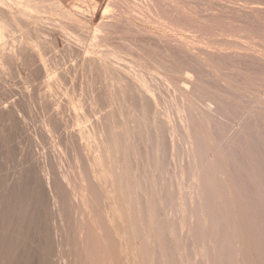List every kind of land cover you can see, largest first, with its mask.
<instances>
[{
  "label": "rangeland",
  "instance_id": "obj_1",
  "mask_svg": "<svg viewBox=\"0 0 264 264\" xmlns=\"http://www.w3.org/2000/svg\"><path fill=\"white\" fill-rule=\"evenodd\" d=\"M2 1L9 11L0 12V264H264V0H75L70 6L58 0ZM24 4L34 9L28 13ZM65 36L75 48H67ZM96 60L118 69L126 63L129 69L123 64L121 72L125 67L122 73L141 75L135 82L145 83L148 95L112 77L108 65ZM43 93L54 99L51 109ZM56 105L62 118L52 112Z\"/></svg>",
  "mask_w": 264,
  "mask_h": 264
},
{
  "label": "bare ground",
  "instance_id": "obj_2",
  "mask_svg": "<svg viewBox=\"0 0 264 264\" xmlns=\"http://www.w3.org/2000/svg\"><path fill=\"white\" fill-rule=\"evenodd\" d=\"M0 1H2V0H0ZM13 1H14V0H13ZM13 1H12V2H13ZM29 1H30V0H29ZM31 1H32V0H31ZM2 2H3V1H2ZM2 2H1V3H2ZM172 2H173V1H172ZM7 3H8V2H7ZM7 3H5V5H7ZM16 3H17V2H16ZM21 3H22V2H21ZM31 3H32V2H31ZM132 3H133V2H132ZM162 3H163V2H162ZM133 4H134V3H133ZM173 4H174V3H173ZM0 5H4V4H0ZM5 5H4V6H5ZM17 5H18V4H17ZM24 5H25V6H24ZM24 5H20V6H22L21 9L24 10V11H27V12H28V11H30L29 9H34V8H30V6H29V7L26 6V4H24ZM32 5H33V4H32ZM51 5H52V4H51ZM108 5H110V3H109ZM126 5H127V4H126ZM163 5H164V4H163ZM189 5H190V4H189ZM129 6H130V5H129ZM134 6H135V5H134ZM148 6H149V8H151L150 5H148ZM151 6H152V5H151ZM164 6H165V5H164ZM18 7H19V6H18ZM33 7H34V6H33ZM35 7H36V6H35ZM37 7H38V6H37ZM143 7H144V6H143ZM145 7H146V6H145ZM175 7H176V6H175ZM175 7H174V8H175ZM55 8H56V7H55ZM125 8H126V7H125ZM134 8H135V7H134ZM134 8H133V9H134ZM139 8H141V7H139ZM155 8H156V7H155ZM176 8H177V7H176ZM11 9H12V8H11ZM135 9H136V8H135ZM151 9H152V8H151ZM151 9H150V11H151ZM200 9H201V8H200ZM210 9H211V8H210ZM1 10H2V11H1ZM4 10H5V11H4ZM41 10H42V9H41ZM41 10H39V11H41ZM45 10H46V9H45ZM53 10H54V9H53ZM153 10H154V9H153ZM156 10H157V9H156ZM156 10H155V11H156ZM160 10H162V9H160ZM167 10H168V9H167ZM3 11L6 13V11H9V10H8L7 7H2V6H0V12H3ZM11 11H12V10H11ZM24 11H23V12H24ZM35 11H36V10H35ZM37 11H38V10H37ZM104 11H105V10H104ZM134 11H135V10H134ZM142 11H143V10H142ZM155 11H154V12H155ZM157 11H158V10H157ZM173 11H174V10H173ZM173 11H172V12H173ZM221 11H222V10H221ZM12 12H13V11H12ZM30 12H31V11H30ZM30 12H28V13H30ZM102 12H103V11H102ZM127 12H128V11H127ZM139 12H140V11H139ZM174 12H175V11H174ZM196 12H197V11H196ZM218 12H219V10H218ZM5 13H4V14H5ZM106 13H107V12H106ZM167 13H168V14H166L167 16L171 15V14H169V10L167 11ZM170 13H171V12H170ZM181 13H182V12H181ZM210 13H211V12H210ZM8 14H9V13H8ZM26 14H27V13H26ZM101 14H102V13H101ZM107 14H109V13H107ZM142 14H143V13H142ZM163 14H164V13H163ZM163 14H162V15H163ZM185 14H186V13H185ZM212 14H213V13H212ZM9 15H10V14H9ZM17 15H18V14H17ZM102 15H105V14H102ZM110 15H111V14H110ZM140 15H141V14H140ZM144 15H145V14H144ZM146 15H147V13H146ZM178 15H179V14H178ZM178 15L176 14V16H178ZM3 16H4V15H3ZM6 16H7V15H6ZM107 16H108V15H107ZM132 16H133V14H132ZM158 16H159V15H158ZM172 16H173V15H172ZM4 17H5V16H4ZM7 17H8V16H7ZM11 17H12V16H11ZM20 17H22V16L20 15ZM111 17H112V16H111ZM162 17H163V16H162ZM162 17H160V18L162 19ZM169 17H170V16H169ZM199 17H200V16H199ZM14 18H15V17H14ZM25 18H26V17H25ZM27 18H28V17H27ZM27 18L25 19V22H30ZM163 18H164V17H163ZM174 18H175V17H174ZM202 18H203V17H202ZM0 19H1V18H0ZM169 19H170V18H169ZM171 19H172V22H173V21H174L173 17H171ZM175 19H176V18H175ZM9 20H11V19H9ZM21 20H22V18H21ZM21 20H20V21H21ZM23 20H24V17H23ZM33 20H34V19H33ZM139 20H143V19H140V18H139ZM144 20H145V19H144ZM11 21H12V20H11ZM35 21H37V20H35ZM158 21H159V20H158ZM178 21H179V20H178ZM206 21H207V18H206ZM2 22H3V21H2ZM18 22H19V21H18ZM33 22H34V21H33ZM148 22H149V21H148ZM155 22H157V21H155ZM169 22H170V20H169ZM172 22H171V23H172ZM8 23H9V22H8ZM34 23H35V22H34ZM37 23H39V22H37ZM106 23H107V21H106ZM166 23H168V22L166 21ZM171 23H170V26H172L173 24L175 25V23H176V25H178L179 22L172 23V25H171ZM4 24H5V23H4ZM35 24H36V23H35ZM108 24H109V23H108ZM145 24H146V23H145ZM148 24H151V23H148ZM152 24H153V23H152ZM18 25H19V24H18ZM22 25H23V24H22ZM181 25H182V24H181ZM183 25H184V24H183ZM7 26H8V25H7ZM23 26H24V25H23ZM23 26H22V27H23ZM32 26H33V25H32ZM156 26H157V25H156ZM24 27H25V26H24ZM41 27H42V26H41ZM95 27H97V26H95ZM100 27H101V25H100ZM157 27H158V26H157ZM165 27H166V26H165ZM176 27H177V26H176ZM186 27H187V26H186ZM12 28H13V27H12ZM12 28H11V29H12ZM14 28H15V26H14ZM113 28H114V27H113ZM16 29H17V28H16ZM31 29H32V28H31ZM31 29H30V30H31ZM102 29H103V28H101V30H102ZM115 29H116V28H115ZM171 29H172V28H171ZM0 30H1V29H0ZM22 30H23V29H22ZM39 30H40V29H39ZM104 30H105V28H104ZM104 30H103V31H104ZM117 30H118V29H117ZM172 30H174V29H172ZM175 30H176V29H175ZM199 30H200V29H199ZM5 31H6V30H5ZM43 31H44V30H43ZM190 31H191V30H190ZM27 32H28V30L26 31V33H27ZM38 32H39V31H38ZM109 32H111V31H109ZM137 32H138V31H137ZM188 32H189V31H188ZM193 32H194V31H193ZM4 33H5V32H4ZM19 33H20V32H19ZM7 34H8V33H7ZM24 34H25V32H23V36H24ZM61 34H63V33H61ZM1 35H2V34H1ZM5 35H6V34H5ZM39 36H40V35H39ZM47 36H49V35H47ZM21 37H22V36H21ZM27 37H28V36H27ZM62 37H63V36H62ZM97 37L99 38V35H98ZM106 37H107V36H106ZM3 38H4V37H3ZM31 38H32V37H31ZM65 38H66V36H65ZM102 38H104V37H102ZM9 39H11V38H9ZM3 40H4V39H3ZM29 40H30V39H29ZM105 40H106V39H104V41H105ZM8 41H9V40H8ZM23 41H24V39H23ZM23 41H22V42H23ZM32 41H33V39H32ZM34 41H35V40H34ZM148 41H149V40H148ZM9 42H10V41H9ZM18 42H19V41H18ZM65 42H66V46H67V48H69L70 50H71L70 47L75 48V47H73V45L71 46V43L69 42V40H68L67 38H66V41H65ZM106 42H107V41H106ZM110 42H111V41H110ZM113 42H114V40H113ZM38 43H40V42H38ZM51 43H52V41H51ZM3 44H4V42H3ZM8 44H11V43H8ZM43 44H44V43H43ZM52 44H53V43H52ZM112 44H113V43H112ZM11 45H12V44H11ZM25 45H26V44H25ZM40 45H41V43H40ZM142 45H143V44H142ZM145 45H146V44H145ZM150 45H151V43H150ZM31 46H32V45H31ZM45 46H46V45H45ZM152 46H153V45H152ZM154 46H155V45H154ZM1 47H2V46H1ZM22 47H23V46H22ZM40 47H41V46H40ZM54 47H55V46H54ZM17 48H19V47H17ZM34 48H35V45H34ZM34 48H32V49H34ZM48 48H49V47H48ZM48 48H47V49H48ZM67 48H66V49H67ZM5 49H6V48H5ZM7 49H8V46H7ZM76 49H78V48H76ZM138 49H139V48H138ZM150 49H151V48H150ZM156 49H157V48H156ZM10 50H13V49H10ZM23 50H25V49L23 48ZM23 50H22V51H23ZM42 50H43V49H42ZM48 50L50 51V49H48ZM78 50H80V49H78ZM127 50H128V49H127ZM140 50H142V49H140ZM163 50H164V49H163ZM6 51H7V50H6ZM14 51H15V50H14ZM27 51H28V50H27ZM31 51H32V50H31ZM31 51H30V52H31ZM57 51H59V50H57ZM60 51H61V49H60ZM102 51H103V50H102ZM104 51H106V50H104ZM147 51H148V50H147ZM3 52H4V51H3ZM8 52H9V50H8ZM25 52H26V51H25ZM61 52H62V54H63L64 50H62ZM67 52H68V51H67ZM110 52H111V50L109 51V53H110ZM130 52H131V51H130ZM177 52H179V51H177ZM6 53H7V52H6ZM10 53H11V52H10ZM10 53H9V54H10ZM36 53H38V52H36ZM52 53H53V52H52ZM57 53H59V52H57ZM64 53H65V52H64ZM78 53H80V52H78ZM111 53H112L113 56L118 55V54H115V52H111ZM139 53H140V52H139ZM179 53H180V52H179ZM201 53H202V52H201ZM30 54H31V53H30ZM32 54H33V53H32ZM34 54H35V53H34ZM53 54H54V53H53ZM55 54H56V52H55ZM66 54H67V53H66ZM140 54H141V53H140ZM142 54H143V53H142ZM1 55H2V54H1ZM11 55H13V54H11ZM14 55H15V54H14ZM19 55H21V54H19ZM22 55H23V54H22ZM22 55H21V56H22ZM35 55H37V54H35ZM73 55H74V54H73ZM203 55H204V53H203ZM5 56H6V55H5ZM24 56H25V53H24ZM29 56H30V55H29ZM62 56H64V55H62ZM86 56H87V55H86ZM105 56H106V55H105ZM119 56H120V55H119ZM139 56H140V55H139ZM164 56H165V55H164ZM7 57H8V56H7ZM15 57H16V56H15ZM30 57H31V56H30ZM32 57H34V56L32 55ZM36 57H37V56H36ZM39 57H40V56H39ZM74 57H75V56H74ZM92 57H94V56H92ZM92 57H91V60H93ZM107 57H108V56H107ZM133 57H134V56H133ZM144 57H145V56H144ZM144 57H143L142 59H145ZM147 57H149V55H148ZM171 57H172V56H171ZM10 58H11V56H10ZM12 58H13V57H12ZM19 58H20V57H19ZM23 58H24V57H23ZM60 58H61V57H60ZM68 58H69V57H68ZM122 58H123V57H122ZM154 58H155V57H154ZM0 59H1V58H0ZM13 59H14V58H13ZM29 59H30V58H29ZM32 59H33V58H32ZM35 59H36V58H35ZM87 59H88V58H87ZM94 59H95V58H94ZM119 59H121V58H119ZM175 59H176V58H175ZM22 60H23V59H22ZM30 60H31V59H30ZM38 60H39V59H38ZM42 60H43V59H42ZM102 60H104V59H102ZM110 60H111V59H110ZM122 60H126L125 57H124ZM127 60H129V59L127 58ZM127 60H126V61H127ZM147 60H148V59H147ZM150 60L152 61V63L154 62L152 59H150ZM150 60H149V61H150ZM182 60H183V59H182ZM13 61H14V60H12V64H13ZM31 61H33V60H31ZM34 61H35V60H34ZM46 61H47V60H46ZM61 61H62V60H61ZM77 61H78V60H77ZM85 61L88 62L87 60H85ZM133 61H134V60H133ZM151 61H150V62H151ZM156 61H157V60H156ZM158 61H159V60H158ZM5 62H6V61H5ZM49 62H50V61H49ZM81 62H82V61H81ZM93 62H94V60H93ZM96 62H97L98 64H100V65L102 64V66L105 65V64L103 63V61H101V60H96ZM113 62H114V61H113ZM162 62H163V60H162ZM183 62H184V61H183ZM40 63H41V62H40ZM40 63L37 62L36 64H40ZM72 63H73V62H72ZM88 63H90V62H88ZM115 63H116V62H115ZM122 63H123L124 65L121 64L120 62H119L118 64H119V65L121 64V65L125 66L126 63H124V62H122ZM130 63H131V65L134 64V63H132L131 60H130ZM135 63H136V62H135ZM152 63H151V64H152ZM156 63H157V62H156ZM156 63H155V64H156ZM164 63H165V62H164ZM168 63H169V62H168ZM22 64H23V63H22ZM43 64H44V63H43ZM49 64H50V63H49ZM74 64H75V62H74ZM83 64H84V62H83ZM32 65H33V64H32ZM40 65H41V64H40ZM44 65H45V64H44ZM52 65H53V64H52ZM52 65H51V66H52ZM86 65H87V64H86ZM86 65H85V66H86ZM107 65H108V64H107ZM107 65H105V66H107ZM121 65H120V69H121ZM126 65H127V64H126ZM136 65H137V64H136ZM153 65H154V64H153ZM159 65H160V64H159ZM181 65H182V64H181ZM183 65H185V64H183ZM27 66H28V65H27ZM58 66H59V65H58ZM58 66H57V67H58ZM73 66H74V65H73ZM75 66H76V65H75ZM117 66H118V65H116L115 68H114L112 65H111V66L108 65V66L105 68V70H107V71L109 72V74H110L111 72H114L113 74L111 73V75H112V77H113V75L115 74V75H114V76H115V79H119V80H121V79H125V80L130 81L132 84H134V85H131V86H134V87H135V88L133 87V89H135L136 91L138 90L139 93H143L144 95H148V91H149V90L147 91L148 88L144 85L145 83L139 85L138 83L135 82L136 79L138 80V79L140 78L141 75H137V73H136V74H135V73H131V72L127 71V70H125V73H122V72L124 71L123 69H124L125 67H122V72H121V70L118 69L119 66H118V67H117ZM154 66H155V65H154ZM178 66H179V64H178ZM21 67H22V66H21ZM28 67H29V66H28ZM39 67H40V66H38V69H39ZM42 67H43V70H45V72H46V67H47V66L45 65V66H42ZM79 67H80V66H79ZM81 67H82V66H81ZM93 67H94V66H93ZM98 67H99V66H98ZM98 67H96V68H98ZM116 67H117V68H116ZM127 67H128V65H127ZM132 67H133V66H132ZM132 67H131V68H132ZM136 67H137V66H136ZM159 67H160V66H159ZM175 67H176V66H175ZM180 67H181V66H180ZM33 68H34V67H33ZM53 68H54V67H53ZM91 68H92V67H91ZM94 68H95V67H94ZM99 68H100V67H99ZM99 68H98V70H99ZM164 68H165V67H164ZM167 68H168V67H167ZM190 68H191V67H190ZM36 69H37V68H36ZM40 69H41V68H40ZM47 69L51 70L50 68H47ZM78 69H79V68H78ZM83 69H84V68H83ZM85 69H86V67H85ZM103 69H104V67H103ZM103 69H102V70H103ZM128 69H129V67H128ZM133 69H134V68H133ZM133 69H132V70H133ZM177 69H178V68H177ZM199 69H200V68H199ZM23 70H24V69H23ZM43 70H42V71H43ZM52 70H53V69H52ZM66 70H67V69H66ZM92 70H93V69H92ZM102 70H101V71H102ZM130 70H131V69H130ZM132 70H131V71H132ZM134 70H135V69H134ZM187 70H188V69H187ZM3 71H4V70H3ZM5 71H6V70H5ZM16 71H17V70H16ZM32 71H33V70H32ZM34 71H35V70H34ZM42 71H41V72H42ZM60 71H62V70H60ZM77 71H78V70H77ZM88 71H89V70H88ZM126 71H127V72H126ZM38 72H40V71L38 70ZM71 72H72V71H71ZM80 72H81V71H80ZM116 72H117V73H116ZM134 72H135V71H134ZM199 72H200V71H199ZM16 73H18V72H16ZM42 73H43V72H42ZM42 73H41V74H42ZM52 73H53V72H52ZM62 73H63V72H62ZM76 73H77V72H76ZM118 73H119V74H118ZM183 73H184V72H183ZM190 73H191V72H190ZM194 73H195V72H194ZM197 73H198V71H197ZM35 74H37V73H35ZM39 74H40V73H39ZM43 74H44V73H43ZM45 74H48V73H45ZM49 74H50V73H49ZM54 74H55V72H54ZM80 74H81V73H80ZM102 74H103V73H102ZM61 75H62V74H61ZM66 75H67V74H66ZM81 75H82V74H81ZM196 75H197V74H196ZM20 76H21V75H20ZM25 76H26V75H25ZM43 76H44V75H43ZM57 76H58V74H57ZM104 76H105V78H106V75H104ZM145 76H147V75H145ZM145 76H144V77H145ZM182 76H183V75H182ZM184 76H185V75H184ZM81 77H82V76H81ZM88 77H89V76H88ZM108 77H109V76H108ZM144 77H143V78H144ZM147 77H148V76H147ZM200 77H201V76H200ZM23 78H24V77H23ZM52 78H53V77H52ZM102 78H104V77H102ZM105 78H104V80L106 81ZM185 78H188V77H185ZM190 78H191V77H190ZM198 78H199V77H198ZM56 79H57V78H56ZM60 79L62 80V77H61ZM107 79H108V78H107ZM115 79H112V80H114L113 83H116V82H117V80H115ZM149 79H150V78H149ZM151 79H152V78H151ZM201 79H202V78H201ZM141 80H142V79H141ZM143 80H144V79H143ZM143 80H142V81H143ZM51 81H52V80H51ZM65 81H66V80H65ZM86 81H87V80H86ZM89 81H90V80H89ZM138 81H139V80H138ZM147 81H150V80H147ZM42 82H43V81H42ZM103 82H104V81H103ZM139 82H140V81H139ZM49 83H50V82H49ZM49 83H48V84H49ZM58 83L60 84V82H58ZM87 83H88V82H87ZM92 83H94V82H92ZM100 83H101V82H100ZM113 83H112V84H113ZM121 83H123V82H121ZM202 83H203V82H202ZM51 84H52V83H51ZM59 84H58V86H59ZM95 84H96V83H95ZM116 84H117V83H116ZM146 84H147V83H146ZM184 84H185V83H184ZM91 85H94V84H91ZM97 85H98V84H97ZM97 85H96V87H97ZM105 85H108V84H105ZM123 85H124V84H123ZM127 85H128V83H127ZM208 85H209V84H208ZM45 86H46V85H45ZM47 86H48V85H47ZM55 86H56V85H55ZM102 86H103V83H102ZM118 86H119V85H118ZM121 86H122V85H121ZM124 86H125V85H124ZM48 87H49V86H48ZM59 87H60V86H59ZM80 87H81V86H80ZM93 87H94V86H92V88H93ZM107 87H108V86H107ZM129 87H130V86H129ZM129 87H128L127 89H129ZM184 87H185V86H184ZM61 88H62V86H61ZM86 88H88V86H87ZM92 88H89V89H87V90L89 91V90H91ZM94 88H95V87H94ZM97 88H98V87H97ZM100 88H102V87H100ZM100 88H99V89H100ZM108 88H109V87H108ZM113 88H114V87H113ZM113 88H112V89H113ZM118 88H119V87H118ZM146 88H147V89H146ZM152 88H153V87H151V89H152ZM162 88H163V87H162ZM44 89H45V88H44ZM80 89H81V88H80ZM99 89H98V91H99ZM112 89H111V90H112ZM121 89H122V88H121ZM125 89H126V88H125ZM133 89H132V90H133ZM71 90H72V89H71ZM92 90H93V89H92ZM92 90H91V91H92ZM94 90H96V88H95ZM94 90H93V91H94ZM107 90H108V89H107ZM113 90L116 92V89H113ZM113 90H112V91H113ZM135 90L132 91L133 94L136 93V92L134 93ZM160 90H161V89H160ZM33 91H34V89H33ZM83 91H84V90H83ZM88 91H87V92H88ZM91 91H89V92H91ZM93 91H92V92H93ZM96 91H97V90H96ZM112 91H110V92L112 93ZM129 91H130V90H129ZM151 91H152V90H151ZM15 92H16V91H15ZM29 92H30V91H29ZM47 92H48V91H47ZM61 92H62V89H61ZM72 92H73V91H72ZM72 92H71V93H72ZM92 92H91L90 94H92ZM94 92H95V91H94ZM94 92H93V94H94ZM101 92H102V90H101ZM117 92H118V91H117ZM120 92H122V91H120ZM171 92H172V91H171ZM25 93H26V92H25ZM55 93H56V92H55ZM62 93H63V92H62ZM66 93H67V91H66ZM68 93H69V92H68ZM81 93H82V91H81ZM95 93H97V92H95ZM126 93H127V91H125V95L127 96ZM149 93H150V92H149ZM152 93H153V92H151V94H152ZM10 94H11V93H10ZM26 94H27V93H26ZM31 94H32V93H31ZM43 94H45V95L47 96L48 93H47V94H46V93H43ZM56 94H57V93H56ZM69 94H70V93H69ZM109 94H110V93H109ZM116 94H119V92L116 93ZM129 94H130V93H129ZM151 94H149V95H151ZM12 95H13V94H12ZM28 95H29V94H28ZM28 95H27V96H28ZM34 95H35V94H34ZM41 95H42V94H41ZM45 95H44V96H45ZM50 95H51V94H48V96H47V97H48V98H47V99H48V100H47L48 102L46 101V103H48V105H46V108L49 107V109L52 108V107H50V106L53 104V100H54V99H52V97H51ZM58 95H59V94H58ZM70 95H71V94H70ZM82 95H83V94H82ZM98 95H100V94H98ZM125 95H124V96H125ZM130 95H131V94H130ZM4 96H5V95H4ZM25 96H26V95H25ZM36 96H38V95H36ZM53 96H55V95H53ZM61 96H63V95H61ZM77 96H78V95H77ZM77 96H76V97H77ZM112 96H113V95H112ZM117 96H118L117 98H120V97H121V96H119V95H117ZM140 96H141V95H140ZM5 97H6V96H5ZM33 97H34V96H33ZM68 97H69V96H68ZM71 97H72V96H71ZM73 97H74V96H73ZM93 97H94V95H93ZM93 97H91V98H93ZM102 97H103V96H102ZM127 97H128V98H127ZM127 97H124V98H127L128 100H130V99H129V96H127ZM130 97H131V96H130ZM141 97H142V96H141ZM141 97H140V98H141ZM144 97H147V96H144ZM152 97H153V96L151 95V98H152ZM154 97H155V96H154ZM21 98H22V97H21ZM26 98H28V97H26ZM34 98H35V97H34ZM36 98H37V97H36ZM57 98H58V97H57ZM64 98H65V97H64ZM80 98H81V95H80ZM89 98H90V96H89ZM103 98H104V97H103ZM110 98H111V97H110ZM112 98H113V97H112ZM124 98H123V99H124ZM132 98H133V97H132ZM136 98H137V97H136ZM147 98H148V97H147ZM147 98H146V99H147ZM151 98H148V100H149V99L151 100ZM19 99H20V98H19ZM76 99H79V98H76ZM82 99H83V98H82ZM93 99H95V97H94ZM96 99H97V98H96ZM108 99H109V98H108ZM114 99H115V97H114ZM120 99H121V98H120ZM120 99H118V100H120ZM146 99H145V101H144V100L141 98V100L144 101L145 103H146ZM152 99H153V98H152ZM160 99H161V98H160ZM11 100H12V99H11ZM17 100H18V99H17ZM26 100H27V99H26ZM28 100H29V99H28ZM36 100H37V99H36ZM58 100H59V99H58ZM58 100H57V101H58ZM79 100H80V99H79ZM79 100H78V101H79ZM102 100H103V99H101V101H102ZM128 100H127V101H128ZM134 100H136L135 97L133 98V101H134ZM148 100H147V103H148ZM156 100H157V99H156ZM161 100H162V99H161ZM7 101H8V100H7ZM88 101H89V103H91L90 100H88ZM114 101H116V99H115ZM125 101H126V100H125ZM125 101H124V102H125ZM151 101H153V100H151ZM151 101H150V102H151ZM157 101H158V100H157ZM180 101H181V100H180ZM12 102H13V101H12ZM18 102H19V100H18ZM27 102H28V101H27ZM30 102H31V101H30ZM55 102H56V101H55ZM55 102H54V103H55ZM60 102H61V101H60ZM83 102H84V101H83ZM130 102H131V101H129V102L125 103V104H128V103H130ZM144 102H142V103H144ZM150 102H149L148 104H150ZM154 102H156V101H154ZM162 102H163V101H162ZM164 102H165V101H164ZM33 103H34V102H33ZM37 103H38V102H37ZM37 103H36V104H37ZM80 103H81V102H80ZM93 103H96V101L93 102ZM97 103H99V102H97ZM97 103H96V105H97ZM119 103H120V102H119ZM147 103H146V104H147ZM195 103H196V102H195ZM6 104H7V103H5L4 105L6 106ZM10 104H11V101H10ZM38 104H39V103H38ZM58 104H59V106H60V103H58ZM91 104H92V103H91ZM91 104H89V105L91 106V107L89 106V107H90L89 112H90V110H91V108H92V105H91ZM103 104H104V103H103ZM115 104H118V103L116 102ZM130 104H131V103H130ZM132 104H133V103H132ZM135 104H138V103H137V102H136V103L134 102V105H135ZM148 104H147V105H148ZM151 104H152V102H151ZM158 104H160V103L158 102ZM8 105H9V104H7V106H8ZM49 105H50V106H49ZM67 105H68V104H67ZM101 105H102V104H101ZM104 105H105V104H104ZM104 105H102V106L104 107ZM113 105H114V104H113ZM113 105H112V106H113ZM142 105H144V107H146L145 104H142ZM13 106H14V105H13ZM33 106H34V105H33ZM36 106H37V105H36ZM39 106H41V105H39ZM39 106H38V107H39ZM44 106H45V104H44ZM57 106H58V105H56V107H57ZM59 106H58V108H59ZM122 106H123V105H122ZM131 106H132V105H131ZM137 106H138V105H137ZM137 106H135V107H137ZM158 106H159V105H158ZM205 106H206V105H205ZM16 107H17V106H16ZM60 107H61V106H60ZM93 107H94V106H93ZM95 107H96V106H95ZM115 107H116V106H115ZM115 107H113V108L115 109ZM124 107H125V106H123L122 109H125V108H126V107H125V108H124ZM148 107H149V105H148ZM155 107H156V105H155ZM160 107H161V106H160ZM160 107H159V108H160ZM179 107H180V106H179ZM258 107H259V106H258ZM12 108H13V107H12ZM83 108H84V107H83ZM113 108H112V109H113ZM116 108H117V107H116ZM132 108H134V106H133ZM137 108H138V107H137ZM139 108H140V107H139ZM146 108H147V107H146ZM2 109H5V107L2 108ZM9 109H10V108H9ZM14 109H15V108H14ZM18 109H19V108H18ZM36 109H38V108H36ZM56 109H57V108H56ZM95 109H96V108H95ZM114 109H113V110H114ZM122 109H121V110H122ZM171 109H172V108H171ZM205 109H206V108H205ZM41 110H42V109H41ZM93 110H94V108H93ZM116 110H117V109H116ZM116 110H115V111H116ZM127 110H128V109H127ZM133 110H134V109H133ZM136 110H137V109L135 108V111H134V112H136ZM141 110H142V109H141ZM146 110H147V109H146ZM172 110H173V109H172ZM183 110H184V109H183ZM5 111H6V110H4V113H6ZM38 111H39V110H38ZM57 111H60V108H59L58 110L53 109L52 112L54 113V115L56 116V118H59V117H61L62 114H61V113H58V114H60V116H59V115L57 114ZM97 111H99L98 108H97ZM105 111H106V110H105ZM118 111H119V109H118ZM123 111H125V110H123ZM128 111H129V110H128ZM138 111H139V110H138ZM173 111H174V110H173ZM44 112H45V111H44ZM60 112H61V111H60ZM83 112H84V111H83ZM94 112H95V111H94ZM99 112H100V111H99ZM99 112H96V113H99ZM116 112H117V111H116ZM116 112H114V113H115L114 115L117 114ZM130 112H131V111H130ZM142 112H143V111H142ZM154 112H155V111H154ZM50 113H51V112H50ZM50 113H49V115L52 114V113H51V114H50ZM96 113H95V115H97ZM100 113H101V112H100ZM124 113H125V112H124ZM126 113H127V112H126ZM139 113H140V112H139ZM147 113H148V112H147ZM147 113H146V114H147ZM165 113H166V112H165ZM18 114H20V113H18ZM37 114H38V113H37ZM41 114H42V112H41ZM47 114H48V111H47ZM87 114L90 115L89 113H87ZM130 114H131V113H130ZM137 114H138V112H137ZM179 114H180V113H179ZM213 114H214V113H213ZM241 114H242V113H241ZM45 115H46V114H45ZM57 115H58L59 117H58ZM81 115H82V114H81ZM84 115H85V114H84ZM91 115L94 116V114H92V111H91ZM124 115H125V114H124ZM165 115H166V114H165ZM167 115H168V114H167ZM3 116H6V115H3ZM55 116H54V118H55ZM98 116H99V115H98ZM101 116H102V115H101ZM117 116H118V115H117ZM131 116H132V114H131ZM138 116H139V115H138ZM147 116H148V115H147ZM147 116H146V117H147ZM150 116H151V115H150ZM162 116H164V115H162ZM182 116H183V115H182ZM243 116H244V115H243ZM17 117H18V116H17ZM23 117H24V116H23ZM69 117H70V116H69ZM79 117H80V116H79ZM81 117H83V116H81ZM88 117H89V116H88ZM94 117H95V116H94ZM123 117H124V116H123ZM125 117H126V116H125ZM135 117H136V116H135ZM143 117H144V116H143ZM158 117H159V116H158ZM173 117H174V116H173ZM212 117H213V116H212ZM246 117H247V116H246ZM20 118H21V117H20ZM51 118H52V115H51ZM51 118H50V119H51ZM56 118H55V120H56ZM61 118H62V117H61ZM86 118H87V117H86ZM86 118H84V119H86ZM90 118H91V117H90ZM92 118H93V117H92ZM114 118H115V117H114ZM131 118H132V117H131ZM147 118H148V117H147ZM162 118H163V117H162ZM164 118H165V117H164ZM182 118H184V116H183ZM2 119H3V118H2ZM97 119H98V118H97ZM100 119L104 121L105 118H104V119L100 118ZM108 119H109V118H108ZM136 119H137V118H136ZM140 119H141V118H140ZM144 119H145V118H144ZM148 119H149V118H148ZM13 120H14V119H13ZM52 120H53V119H51V121H52ZM59 120H60V119H58V121H59ZM76 120H77V119H76ZM101 120H100V121H101ZM114 120H115V119H114ZM124 120H126V119H124ZM159 120H160V119H159ZM159 120H158V118H157V121H159ZM163 120H164V119H163ZM180 120H181V119H180ZM182 120H183V119H182ZM241 120H242V119H241ZM77 121H78V120H77ZM80 121H81V120H80ZM83 121H84V120H83ZM86 121L89 122L90 120L88 119V120H85L84 122L87 123ZM91 121H93V120H91ZM119 121H120V120H119ZM168 121H169V120H168ZM225 121H226V120H225ZM34 122H35V121H34ZM38 122H39V121H38ZM53 122H54V121H52V123H53ZM75 122H76V121H75ZM78 122H79V121H78ZM84 122H83V123H84ZM96 122H97V121H96ZM98 122H99V121H98ZM115 122H116V121H115ZM149 122H150V121H149ZM228 122H230V121H228ZM57 123H58V122H57ZM65 123H66V122H65ZM90 123H91V122H90ZM90 123H89V124H90ZM99 123H100V122H99ZM106 123H107V122H106ZM126 123H128V121H127ZM139 123H140V122H138V124H139ZM171 123H172V122H170V124H171ZM245 123H246V122H245ZM58 124H59V123H58ZM58 124H56V125H58ZM60 124H62L61 121H60ZM93 124H94V126L96 125V124H95V120H94ZM101 124L104 125L105 123L103 122V123H101ZM150 124H152V123H150ZM163 124H164V123H163ZM223 124H224V123H223ZM53 125H54V124H53ZM53 125H52V126H53ZM56 125H55V126H56ZM66 125H67V124H66ZM86 125H87V124H86ZM98 125H100V124H98ZM102 125H101V126H102ZM115 125H116V124H115ZM115 125H114V126H115ZM242 125H243V124H242ZM0 126H1V125H0ZM58 126H59V125H58ZM62 126H63V124H62ZM69 126H70V125H69ZM80 126H81V125H80ZM84 126H85V124H84ZM90 126H91V125H90ZM90 126H89V127H90ZM94 126L92 125V127H94ZM96 126H97V125H96ZM96 126H95V127H96ZM105 126H107V125L105 124ZM116 126H117V125H116ZM125 126H126V125H125ZM160 126H161V124H159V127H160ZM165 126H167V125H164V127H165ZM186 126H187V125H186ZM244 126H245V124H244ZM60 127H61V126H60ZM77 127H78V126H77ZM146 127H147V126H146ZM149 127H150V126H149ZM170 127H171V126H170ZM47 128H49V127H47ZM54 128H55V127H54ZM56 128H57V127H56ZM58 128H59V127H58ZM62 128H63V127H62ZM83 128H85V127H83ZM87 128H88V127H87ZM97 128H98V127H97ZM102 128H103V127H102ZM134 128H136V127H134ZM161 128H162V127H161ZM161 128H159V129H161ZM186 128H187V127H186ZM186 128H185V129H186ZM230 128H231V126H230ZM30 129H31V128H30ZM76 129H77V128H76ZM76 129L74 128V131H75ZM80 129H81V127L79 128V130H80ZM106 129H107V127H106ZM120 129H121V128H120ZM151 129H152V128H151ZM156 129H157V128H156ZM171 129H172V128H171ZM49 130H50V128H49ZM79 130L77 129V130H76V133H78ZM81 130H82V129H81ZM81 130H80V131H81ZM84 130H85V129H84ZM91 130H92V129H91ZM96 130H97V129H96ZM132 130H133V129H132ZM134 130H135V129H134ZM163 130H164V129H163ZM165 130H166V129H165ZM50 131H51V130H50ZM50 131H48V132H50ZM57 131H59V130H57ZM57 131H56V133H57ZM72 131H73V130H72ZM89 131H90V129H89ZM89 131H88V132H89ZM92 131H94V129H93ZM102 131H103V130H102ZM81 132H82L81 134H82V136H83V135L85 134V133H84L85 131L83 132V130H82ZM94 132H95V131H94ZM94 132H92V133H93L92 135H94ZM107 132H108V131H107ZM118 132H119V131H118ZM132 132H133V131H132ZM134 132H135V131H134ZM140 132H141V131H140ZM167 132H168V131H167ZM210 132H211V131H210ZM6 133H7V132H6ZM51 133H52V132H51ZM83 133H84V134H83ZM86 133H87V132H86ZM97 133H98V132H97ZM100 133H101V132H100ZM108 133H109V132H108ZM130 133H131V131H130ZM143 133H144V132H143ZM183 133H184V132H183ZM186 133H187V132H186ZM20 134H21V133H20ZM89 134H90V132H89ZM105 134H107V133H105ZM117 134L120 135L119 133H117ZM135 134H136V133H135ZM181 134H182V133H181ZM68 135H69V134H68ZM71 135H72V134H71ZM78 135H80V134H77V136H78ZM92 135H91V136H92ZM98 135H99V133H98ZM118 135H117V136H118ZM130 135H131V134H130ZM133 135H134V134H133ZM215 135H216V133H215ZM230 135H231V134H230ZM60 136H61V134H60ZM62 136H63V135H62ZM80 136H81V135H80ZM80 136H79V139H80ZM88 136H89V135L86 134V137H88ZM94 136H95V135H94ZM94 136H93V139H94ZM96 136H97V135H96ZM106 136H107V135H106ZM106 136H105V137H106ZM135 136H136V135H135ZM152 136H153V135H152ZM169 136H170V135H169ZM187 136H188V135H187ZM9 137H10V136H9ZM100 137H101V136H100ZM108 137H109V136H108ZM170 137H171V136H170ZM238 137H240V136H238ZM58 138H60V137H58ZM98 138H99V137H98ZM103 138H104V137H103ZM133 138H134V137H133ZM142 138H143V137H142ZM158 138H159V137H158ZM173 138H174V137H172V139H173ZM188 138H190V136H189ZM82 139H84V138H82ZM87 139H89V141H87V140H85V141H87V143L90 142L91 139H90L89 137H88ZM101 139H102V137H101ZM106 139L108 140L107 137H106ZM125 139H126V138H125ZM131 139H132V138H131ZM143 139H144V138H143ZM170 139H171V138H170ZM190 139H191V138H190ZM72 140H75V139H72ZM94 140H97V139H94ZM135 140H137V139L135 138ZM163 140H164V139H163ZM191 140H192V139H191ZM1 141H2V140H1ZM85 141H84V142H85ZM92 141H93V140H92ZM101 141H102V140H101ZM101 141H100V142H101ZM108 141H109V140H108ZM137 141H138V140H137ZM81 142L84 143L83 140H81ZM94 142H95V141H94ZM94 142H93V144H95ZM96 142H98V140H97ZM128 142H129V141H128ZM138 142H139V141H138ZM142 142H144V141L142 140ZM176 142H177V141H176ZM220 142H221V141H220ZM82 143H81V144H82ZM85 143H86V142H85ZM120 143H121V142H120ZM185 143H186V142H185ZM191 143H192V142H191ZM199 143H200V142H199ZM90 144H91V143H90ZM96 144H98V143H96ZM151 144H152V143H151ZM187 144H188V143H187ZM194 144H195V142H194ZM25 145H26V144H25ZM88 145H89V144H88ZM88 145H87V146H88ZM105 145H106V144H105ZM172 145H173V144H172ZM232 145H233V144H232ZM240 145H241V144H240ZM84 146H85V145H84ZM90 146H91V145H90ZM90 146H88L87 149H89ZM100 146H102V145L100 144ZM134 146H135V145H134ZM163 146H164V145H163ZM177 146H178V145H177ZM177 146H176V148H177ZM188 146H189V145H188ZM202 146H203V145H202ZM221 146H222V145H221ZM227 146H228V145H227ZM60 148H61V146H60ZM95 148H96V146H95ZM95 148H94V149H95ZM97 148H99L98 145H97ZM201 148H203V147H201ZM201 148H200V150H203V149H201ZM57 149H58V148H57ZM84 149H86V148H84ZM90 149H91V148H90ZM118 149H119V148H118ZM137 149H138V148H137ZM208 149H209V148H208ZM230 149H231V148H230ZM76 150H77V149H76ZM96 150H97V149H96ZM100 150H101V149H100ZM100 150H99V151H100ZM141 150H142V149H141ZM141 150H140V151H141ZM146 150H147V149H146ZM165 150H166V149H165ZM196 150H197V149H196ZM61 151H62V150H61ZM86 151H87V150H86ZM94 151H95V150H94ZM102 151H103V150H102ZM107 151H108V150H107ZM127 151H128V149H127ZM134 151H135V150H134ZM140 151L138 150V152H140ZM189 151H190V150H189ZM191 151H192V150H191ZM142 152L144 153V150H143ZM148 152H149V150L147 151V153H148ZM197 152H198V151H197ZM234 152H235V151H234ZM237 152H238V151H237ZM60 153H61V152H60ZM82 153H83V152H82ZM87 153H88V151H87ZM89 153H90V152H89ZM89 153H88V154H89ZM97 153H98V151H97ZM97 153H96V154H97ZM131 153H133V152H131ZM164 153H165V152H164ZM164 153H162V154H164ZM201 153H203V152H201ZM231 153H232V152H231ZM238 153H239V152H238ZM63 154H64V153H63ZM83 154H84V153H83ZM100 154H101V153H100ZM127 154H128V153H127ZM233 154H234V153H233ZM241 154H242V153H241ZM40 155H41V154H40ZM94 155H95V154H94ZM107 155H108V154H107ZM142 155H143V154H142ZM146 155H147V154H146ZM96 156H97V155H96ZM140 156H141V153H140ZM148 156H149V153H148ZM162 156H163V155H162ZM173 156H174V155H173ZM202 156H203V154H202ZM207 156H208V155H207ZM243 156H244V155H243ZM93 157H94V156H93ZM117 157H118V156H117ZM120 157H121V156H120ZM128 157H129V155H128ZM142 157H143V156H142ZM142 157H140V158H142ZM171 157H172V156H171ZM183 157H184V156H183ZM200 157H201V155H200ZM0 158H1V156H0ZM53 158H54V157H53ZM144 158H145V157H144ZM192 158H193V157H192ZM212 158H213V157H212ZM98 159H99V158H98ZM159 159H160V158H159ZM193 159H195V158H193ZM203 159H204V158H203ZM28 160H29V159H28ZM41 160H42V159H41ZM86 160H88V159H86ZM95 160H96V159H95ZM118 160H119V159H118ZM120 160H121V159H120ZM120 160H119V161H120ZM142 160H143V159H142ZM163 160H164V159H163ZM210 160H211V159H210ZM214 160H215V159H214ZM82 161H83V159H82ZM92 161H94V160H92ZM96 161H97V160H96ZM99 161H101V160H99ZM119 161H118V164H119ZM131 161H132V160H131ZM158 161H159V160H158ZM204 161H205V160H204ZM237 161H238V160H237ZM97 162H98V161H97ZM191 162H192V161H191ZM82 163H83V162H82ZM133 163H134V162H133ZM161 163H162V162H161ZM255 163H256V162H255ZM97 164H99V163H97ZM116 164H117V162H116ZM150 164H151V163H150ZM77 165H78V164H77ZM139 165H140V163H139ZM185 165H186V164H185ZM192 165H193V163H192ZM241 165H242V164H241ZM56 166H57V165H56ZM62 166H63V165H62ZM88 166H89V165H88ZM101 166H102V164H101ZM144 166H145V165H144ZM158 166H159V165H158ZM85 167H86V166H85ZM97 167H98V166H97ZM174 167H175V165H174ZM100 168H102V167H100ZM140 168H141V167H140ZM140 168H139V171H140ZM143 168H144V167H143ZM149 168H150V167H149ZM244 168H245V167H244ZM12 169H13V168H12ZM90 169H93V166H92V168H90ZM98 169H99V168H98ZM98 169H97L96 171H98ZM176 169H177V166H176ZM198 169H199V168H198ZM46 170H47V169H46ZM116 170H117V169H116ZM118 170H119V169H118ZM118 170H117V171H118ZM99 171H100V170H99ZM108 171H109V170H108ZM113 171H114V169H113ZM130 171H131V170H130ZM247 171H248V170H247ZM92 172H93V171H92ZM101 172H103L102 169H101ZM109 172H110V171H109ZM126 172H127V171H126ZM140 172H141V171H140ZM146 172H147V171H146ZM146 172H145V173H146ZM170 172H171V171H170ZM127 173H128V172H127ZM164 173H165V172H164ZM41 174H42V173H41ZM46 174H47V172H46ZM58 174H59V173H58ZM93 174H94V172H93ZM213 174H214V173H213ZM60 175H61V174H60ZM67 175H68V174H67ZM88 175H89V174H88ZM98 175H99V174H98ZM104 175H105V174H104ZM124 175H125V174H124ZM181 175H182V174H181ZM46 176H47V175H44V177H46ZM48 176H49V175H48ZM58 176H59V175H58ZM102 176H103V174H102ZM110 176H111V175H110ZM129 176H130V175H129ZM132 176H133V175H132ZM190 176H191V175H190ZM190 176H189V178H190ZM208 176H209V175H208ZM44 177H42V178H44ZM60 177H62V175H61ZM66 177H67V176H65V178H66ZM88 177H89V176H88ZM103 177H104V176H103ZM108 177H109V176H108ZM155 177H156V176H155ZM63 178H64V177H62L61 179H63ZM94 178H96V177H94ZM110 178H111V177H110ZM120 178H121V177H120ZM128 178H129V177H128ZM176 178H177V176H176ZM181 178H182V177H181ZM12 179H13V178H12ZM44 179H45V178H44ZM46 179H47V178H46ZM67 179H68V178H67ZM101 179H102V178H101ZM121 179H122V178H121ZM131 179H132V178H131ZM131 179L129 178V180H131ZM135 179H136V178H135ZM135 179H134V180H135ZM193 179H194V178H193ZM65 180H66V179H64V181H65ZM132 180H133V179H132ZM148 180H149V179H148ZM164 180H165V179H164ZM44 181L46 182V180H44ZM62 181H63V180H62ZM64 181H63V182H64ZM99 181H100V180H99ZM139 181H140V180H139ZM179 181H180V180H179ZM66 182H69V180L66 181ZM142 182H143V181H142ZM155 182H156V181H155ZM47 183H49V182H47ZM84 183H85V182H84ZM99 183H100V182H99ZM103 183H104V182H103ZM157 183H158V182H157ZM11 184H12V183H11ZM62 184H63V183H62ZM68 184H69V183H68ZM159 184H160V183H159ZM174 184H175V183H174ZM29 185H30V184H29ZM146 185H147V184H146ZM157 185H158V184H157ZM176 185H177V184H176ZM179 185H180V184H179ZM196 185H197V184H196ZM245 185H246V184H245ZM68 186H69V185H68ZM84 186H85V185H84ZM139 186H140V185H139ZM95 187H96V185H95ZM133 187H134V186H133ZM155 187H156V186H155ZM175 187H176V186H175ZM194 187H196V186H194ZM23 188H24V187H23ZM69 188H70V187H69ZM85 188H86V187H85ZM129 188H130V187H129ZM171 188H172V187H171ZM173 188H174V187H173ZM25 189H26V188H25ZM79 189H80V188H79ZM194 189H195V188H194ZM76 190H78V189L76 188ZM131 190H132V189H131ZM138 190H139V189H138ZM178 190H179V189H178ZM192 190H193V189H192ZM79 191H80V190H79ZM81 191H82V190H81ZM81 191H80V192H81ZM136 191H137V189H136ZM172 191H173V190H172ZM177 192H178V191H177ZM57 193H58V192H57ZM147 193H148V192H147ZM162 193H164V192H162ZM162 193H161V196H162ZM180 193H181V192H180ZM81 194L83 195V193H81ZM109 194H110V193H109ZM176 194H178V193H175V195H176ZM192 194H194V192H193ZM82 195H81V196H82ZM100 195H101V194H100ZM105 195H106V194H105ZM111 195H112V194H111ZM138 195H139V194H137V196H138ZM172 195H173V194H172ZM180 195H181V194H180ZM46 196H47V195H46ZM51 196H52V195H51ZM102 196H103V195H102ZM108 196H109V195H108ZM112 196H113V195H112ZM173 196H174V195H173ZM177 196H179V195H177ZM72 197L74 198V196H72ZM83 197H84V196H83ZM192 197H193V196H192ZM0 198H1V197H0ZM34 198H35V197H34ZM42 198H43V197H42ZM136 198L138 199V197H136ZM188 198H190V197H188ZM196 198H197V197H196ZM85 199H86V198H85ZM141 199H143V198H140V200H141ZM51 200H52V199H51ZM97 200H98V199H97ZM111 200H112V198H111ZM140 200L138 199V201H140ZM172 200H173V198H172ZM175 200H176V199H174V201H175ZM83 201H84V199H83ZM105 201H106V200H105ZM107 201H108V200H107ZM132 201H133V200H132ZM141 201H143V200H141ZM155 201H156V200H155ZM177 201H178V200H177ZM46 202H47V201H46ZM54 202H56V199H55ZM86 202H87V201H86ZM92 202H93V200H92ZM94 202H95V201H94ZM121 202H122V200H121ZM166 202H167V201H166ZM179 202H180V201H179ZM43 203H44V202H43ZM57 203H58V202H57ZM76 203H77V202H76ZM140 203H141V202H140ZM191 203H192V202H191ZM58 204H60V203H58ZM81 204H82V203H81ZM101 204H102V203H101ZM141 204H142V203H141ZM141 204H140V206H141ZM251 204H252V203H251ZM251 204H250V205H251ZM43 205H44V204H43ZM56 205H57V204H56ZM66 205H68V203H67ZM87 205H88V204H87ZM87 205H86V207H87ZM104 205H106V203H105ZM155 205H156V204H155ZM190 205H191V204H190ZM57 206H58V205H57ZM57 206H56V209H57ZM142 206H143V205H142ZM148 206H149V205H148ZM180 206H181V205H180ZM83 207H84V206H83ZM110 207H111V206H110ZM155 207H157V206H155ZM177 207H178V206H177ZM112 208H115V207H112ZM112 208H111V210H112ZM142 208H143V207H142ZM142 208H140V209L142 210ZM157 208H158V207H157ZM178 208H179V207H178ZM2 209H3V208H2ZM68 209H69V208H68ZM71 209H72V207H71ZM84 209H85V208H84ZM158 209H159V208H158ZM51 210H52V209H51ZM86 210H88V209H86ZM174 210H175V209H174ZM54 211H55V208H54ZM113 211H114V209H113ZM143 211H144V208H143V210L140 211L139 213H142V214H143ZM155 211H156V210H155ZM158 211H159V210H158ZM164 211H166V210L164 209ZM175 211H176V210H175ZM178 211H180V210H178ZM40 212H42V211L40 210ZM56 212L58 213L59 211H56ZM89 212H90V211H89ZM89 212L87 211V213H89ZM91 212H92V211H91ZM93 212H94V211H93ZM93 212H92V214H93ZM144 212H145V211H144ZM170 212H171V211H170ZM95 213H96V212H95ZM104 213H106V212H104ZM112 213H113V212H112ZM156 213H158V212H156ZM174 213H175V212H174ZM58 214L60 215L61 213L59 212ZM114 214H116V213H114ZM160 214H161V213H160ZM179 214H180V213H179ZM258 214H259V213H258ZM109 215H110V214H109ZM165 215H166V214H165ZM167 215H168V214H167ZM173 215H174V214H173ZM98 216H99V215H98ZM174 216H175V215H174ZM177 216H178V215H177ZM60 217H61V215H60ZM60 217L58 216L57 218L60 219ZM89 217H90V216H89ZM89 217H88V218H89ZM142 217H144V216H142ZM262 217H263V216H262ZM81 218H82V215H81ZM111 218H112V217H111ZM117 218H118V217H117ZM144 218H145V217H144ZM144 218H143V221H144ZM175 218H176V217H175ZM179 218H180V217H179ZM15 219H16V218H15ZM54 219H55V218H54ZM61 219H62V218H61ZM105 219H106V218H105ZM159 219H160V218H159ZM111 220H112V219H111ZM119 220H120V217H119ZM180 220H181V219H180ZM180 220H179V221H180ZM184 220H185V219H184ZM93 221H94V220H93ZM102 221H103V220H102ZM107 221H109V220H107ZM202 221H203V220H202ZM61 222H62V221H61ZM61 222H60V223H61ZM82 222H83V221H82ZM103 222H104V221H103ZM160 222H161V221H160ZM205 222H206V221H205ZM42 223H43V222H42ZM49 223H50V222H49ZM54 223H55V222H54ZM83 223H84V222H83ZM91 223H92V221H91ZM107 223H109V222H106V224H107ZM112 223H113V222H112ZM112 223H110V224H112ZM119 223H120V222H119ZM157 223H158V222H156V226H158ZM38 224H39V223H38ZM55 224H56V223H55ZM55 224H54V225H55ZM62 224H63V223H62ZM81 224H82V223H81ZM93 224H94V223H93ZM124 224H125V222H124ZM143 224H144V223H143ZM94 226H95V225H94ZM97 226H98V225H97ZM108 226H109V225H108ZM139 226H140V224H139ZM139 226H138L137 228H139ZM49 227H50V226H49ZM53 227H54V226H53ZM99 227H100V226H99ZM99 227H98V228H99ZM110 227H112V226H110ZM151 227H154V226L152 225ZM95 228H96V227H95ZM100 228H101V227H100ZM160 228H161V227H160ZM223 228H224V227H223ZM58 229H59V228H58ZM158 229H159V228H158ZM202 229H203V228H202ZM218 229H219V228H218ZM101 230H102V229H101ZM154 230H155V229H154ZM164 230H165V229H164ZM185 230H186V229H185ZM9 231H10V230H9ZM55 231H56V230H55ZM98 231H99V230H98ZM158 231H159V230H158ZM161 231H162V230H161ZM59 232H61V231H59ZM7 233H8V232H7ZM48 233H49V232H48ZM61 233H62V232H61ZM61 233H60V234H61ZM131 233H132V232H131ZM154 233H155V232H154ZM185 233H186V232H185ZM38 234H39V233H38ZM49 234H50V233H49ZM57 234H58V232H57ZM65 234H66V233H65ZM99 234H100V233H99ZM122 234H123V233H122ZM50 235H51V234H50ZM131 235H132V234H131ZM154 235H155V234H154ZM13 236H14V235H13ZM35 236H36V235H35ZM55 236H56V235H55ZM59 236H60V235H59ZM139 236H140V235H139ZM185 236H186V235H185ZM30 237L32 238V236H30ZM33 237H34V236H33ZM57 237H58V236H57ZM105 237H106V236H105ZM122 237H123V236H121V238H122ZM157 237H158V235H157ZM46 238L49 240L48 237H46ZM79 238H81V236H80ZM86 238L88 239V237H86ZM119 238H120V237H119ZM161 238H162V237H161ZM41 239H42V237H41ZM47 239H46V240H47ZM58 239L61 240V237L58 238ZM114 239H115V237H114ZM165 239H166V238H165ZM1 240H2V239H1ZM36 240H37V239H36ZM60 240H59V242H60ZM152 240H153V239H152ZM179 240H180V239H179ZM42 241H43V240H42ZM42 241H41V242H42ZM53 241H54V240H53ZM80 241H81V240H80ZM27 242H28V241H27ZM41 242H40V243H41ZM86 242H88V241H86ZM103 242H104V240H103ZM35 243H36V242H35ZM44 243H45V241H44ZM56 243H57V242H56ZM111 243H112V242H111ZM10 244H11V243H10ZM38 244H39V243H38ZM38 244H37V245H38ZM46 244H47V243H46ZM49 244H50V243H49ZM51 244H52V243H51ZM60 244H61V243H60ZM87 244H88V243H87ZM187 244H188V243H187ZM233 244H234V243H233ZM34 245H35V244H34ZM99 245H100V244H99ZM173 245H174V244H173ZM188 245H189V244H188ZM58 246H59V245H58ZM60 246H61V245H60ZM66 246H67V244H66ZM81 246H82V243H81ZM103 246H105V245H103ZM118 246H119V245H118ZM121 246H122V245H121ZM202 246H203V245H202ZM28 247H29V246H28ZM43 247H44V245H43ZM56 247H57V245H56ZM86 247H87V245H86ZM128 247H129V246H128ZM130 247H131V246H130ZM155 247H156V246H155ZM48 248H50V247H48ZM58 248H59V247H58ZM60 248H61V247H60ZM82 248H83V247H82ZM88 248H89V247H88ZM104 248H105V247H104ZM112 248H113V247H112ZM143 248H144V247H143ZM185 248H186V246H185ZM21 249H22V248H21ZM41 249H42V248H41ZM52 249H53V248H52ZM61 249H62V248H61ZM155 249H156V248H155ZM58 250H59V249H58ZM98 251H99V250H98ZM103 251H104V250H103ZM124 251H125V249H124ZM154 251H156V250H154ZM183 251H184V250H183ZM201 251H202V248H201ZM7 252H9V251H7ZM22 252H23V251H20V253H22ZM59 252L61 253V251H59ZM88 252H89V251H88ZM190 252H191V250H190ZM25 253H26V252H25ZM33 253H34V252H33ZM98 253H99V252H98ZM104 253H105V252H104ZM108 253H109V252H108ZM184 253H185V252H184ZM0 254H1V256H2V253H1V252H0ZM37 254H38V253H37ZM57 254H58V253H57ZM105 254H106V253H105ZM111 254H112V252H111ZM113 254H114V253H113ZM149 254H150V253H149ZM185 254H186V253H185ZM195 254H196V253H195ZM4 255H5V254H4ZM24 255H25V254H24ZM30 255H31V254H30ZM60 255H62V254H59L58 257H59ZM119 255H120V254H119ZM155 255L157 256V254H155ZM155 255H154V256H155ZM166 255H167V254H166ZM7 256H8V255H7ZM31 256H32V255H31ZM33 256H34V255H33ZM50 256H51V254H50ZM102 256H103V255H102ZM104 256H105V255H104ZM108 256H110V255H108ZM131 256H132V255H131ZM156 256H155V257H156ZM195 256H196V255H195ZM24 257H25V256H24ZM46 257H47V256H46ZM61 257H62V256H61ZM61 257H60V258H61ZM105 257H106V256H105ZM125 257H126V256H125ZM30 258H31V257H30ZM36 258H37V256H36ZM36 258H35V259H36ZM50 258H51V257H50ZM62 258H63V257H62ZM62 258H61V259H62ZM108 258H109V257H108ZM122 258H123V257H122ZM131 258H132V257H131ZM163 258H164V257H163ZM22 259H23V258H22ZM37 259H38V258H37ZM41 259H42V258H41ZM61 259H60V260H61ZM70 259H71V258H70ZM153 259H155V258H153ZM156 259H157V258H156ZM187 259H188V258H187ZM192 259H193V258H192ZM60 260H59V261H60ZM63 260H67V257H66L65 259H63ZM124 260H125V259H124ZM188 260H189V259H188ZM59 261H58V262H59ZM122 261H123V260H122ZM131 261H133V260H131ZM152 261H154V260H152ZM155 261H157V260H155ZM198 261H199V260H198ZM19 262H20V261H19ZM36 262H37V261H36ZM40 262H41V261H40ZM60 262H61V261H60ZM62 262H63V261H62ZM66 262H67V261H66ZM32 263H33V262H32ZM32 263H30V264H32ZM43 263H44V262H43ZM63 263H64V262H63ZM103 263H104V262H103ZM108 263H109V262H108ZM125 263H126V261H125ZM133 263H134V262H133ZM133 263H131V264H133ZM136 263H137V262H136ZM154 263H155V262H154ZM180 263H181V262H180ZM58 264H60V263H58ZM94 264H95V263H94ZM110 264H111V263H110ZM129 264H130V262H129ZM155 264H156V263H155ZM186 264H187V263H186ZM206 264H207V263H206Z\"/></svg>",
  "mask_w": 264,
  "mask_h": 264
},
{
  "label": "crops",
  "instance_id": "obj_3",
  "mask_svg": "<svg viewBox=\"0 0 264 264\" xmlns=\"http://www.w3.org/2000/svg\"><path fill=\"white\" fill-rule=\"evenodd\" d=\"M62 5L70 6L75 0H58ZM99 1V0H96Z\"/></svg>",
  "mask_w": 264,
  "mask_h": 264
}]
</instances>
